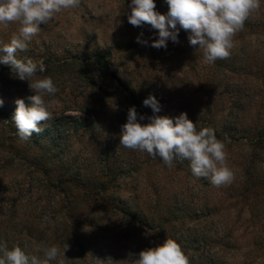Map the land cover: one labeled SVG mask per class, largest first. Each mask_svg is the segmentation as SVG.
<instances>
[{"label": "rangeland", "instance_id": "obj_1", "mask_svg": "<svg viewBox=\"0 0 264 264\" xmlns=\"http://www.w3.org/2000/svg\"><path fill=\"white\" fill-rule=\"evenodd\" d=\"M155 3L156 11L168 12L165 0ZM130 5L131 0H81L79 7L64 10L49 24L41 25L28 50L17 53L18 58H30L43 65L45 71L38 72L35 78L51 77L59 89L55 97H45L54 99L55 104L53 119L42 125L45 128L42 133L52 143L42 152L33 147L30 139L19 137L15 124V130L8 129L11 125L2 111L11 108L9 116L13 117L15 100L22 98L30 104L26 98L34 93L27 81L15 78L8 65L0 64V99L4 101L0 107V164L15 158L9 153V147L15 146L20 152H32L30 156L47 158L50 164L46 168L51 173L77 176L95 185L105 184L108 191L96 193L114 207L123 203L132 208L138 203L143 210L165 214L176 209L181 215L216 208L220 217L211 230L231 227L249 232L250 226L236 224L235 217L242 209L229 208L227 196L234 186L244 182L243 165L250 146L240 132L253 134L259 126L264 112V84L253 81L252 75L229 68V64L221 69L206 62L203 50L190 45L187 32L179 25L178 43L169 40L167 48L152 47V42L159 38L158 30L147 24L132 26L128 22ZM252 16L264 22V0ZM17 28L16 24L0 25V47L10 42ZM244 34L235 35L231 58L246 60L255 71L264 68V60L257 59L264 56V36L256 41L252 31ZM138 37L148 41L147 45L138 43ZM97 56L109 70L96 64ZM121 84L137 94L146 118L154 115L174 118L186 112L198 130L214 129L216 138L225 146L234 181L216 187L208 179L194 176L187 160L175 161L174 167L169 168L159 158L120 146L121 126L127 122L128 109L133 107ZM153 95L161 105L159 113L143 103ZM32 170L31 165L15 158L12 167L0 175V244H6L9 250L21 245L24 249L45 248V242L54 240L55 226L48 222L52 218V205L45 201L31 206L43 190L40 183L45 181L41 175H33ZM16 183L22 186L15 187ZM3 186H11L13 190L3 194ZM21 194L27 201L16 217L23 222L32 216V210H37L36 215L42 214L45 220L40 232L44 227L47 232H38L32 240L21 221L20 227L16 225L19 220L12 217L9 208L11 200ZM76 209L99 228H81L86 254L82 257L72 244L67 255L61 256L64 264L68 256L71 261L75 258L72 261L75 264H132L134 257L130 254L142 251V234L124 239L129 228L119 213L110 208L102 205L90 208L81 202ZM187 226L194 230L210 228L205 223L197 226L187 222ZM252 240V235L246 234L242 244L248 245ZM243 253L229 259L230 264H241Z\"/></svg>", "mask_w": 264, "mask_h": 264}, {"label": "clouds", "instance_id": "obj_2", "mask_svg": "<svg viewBox=\"0 0 264 264\" xmlns=\"http://www.w3.org/2000/svg\"><path fill=\"white\" fill-rule=\"evenodd\" d=\"M81 0H0V25H18L10 42L0 47V64L8 65L12 75L27 81L34 93L26 99L17 98L12 117L19 137L27 141L33 133L45 131L42 127L53 119L54 99L59 89L53 78L36 79L38 72L45 71L32 59L18 58V52L28 50L29 43L39 34L41 25H47L64 10L79 7ZM168 12L156 11L155 0H131L128 22L134 27L147 24L158 30L159 38L152 47L167 48L169 40L178 43L179 28L188 32L191 46L203 50L204 59L213 63L218 59H229L234 48V37L242 31L245 22L261 8V0H165ZM179 25V28H177ZM142 35V34H141ZM137 42L147 45L148 41L137 38ZM0 99V107L3 106ZM144 105L155 113L161 111L156 97L144 100ZM145 116L139 115L135 106L128 109L127 122L121 126L120 146L147 153L151 158H159L169 168L175 161H189L192 174L206 178L213 186L230 185L235 174L227 163L225 146L212 128L197 129L196 123L187 113L176 117L154 115L149 123H141ZM67 250V249H66ZM65 250V251H66ZM59 247H36L34 252H26L21 246L11 250L0 244V264H49L56 261L64 264ZM43 253L41 257L39 253ZM132 264H189V259L181 245L167 238L162 244L130 254Z\"/></svg>", "mask_w": 264, "mask_h": 264}, {"label": "trees", "instance_id": "obj_3", "mask_svg": "<svg viewBox=\"0 0 264 264\" xmlns=\"http://www.w3.org/2000/svg\"><path fill=\"white\" fill-rule=\"evenodd\" d=\"M244 31H252L257 38L256 41H258L259 37L264 36V22L257 20L255 16H251L245 22L243 30L237 34L243 36ZM186 35L188 36L189 33L187 32ZM230 59H232L231 56L229 59H218L212 64L221 69H226L225 65L229 64V68H233L235 71L241 70V74L244 72L243 74L252 75L253 81L256 80V82L264 84V68H259V70L255 71V69H251L250 64L246 63V60L237 61L236 59ZM257 59L264 60V56L259 55ZM95 62L99 67L109 70L108 65L100 56H97ZM118 81L121 82L120 80ZM121 86L125 88V92L130 96L133 106H135L139 115L145 116L137 94L130 87L125 86V84H121ZM8 110L11 111V108ZM8 110L2 112L8 117V122L11 125L8 129L15 130L13 126L15 123L12 117L9 116ZM262 116L259 119V126L254 129L253 134H250L249 131L240 132L242 138L247 137L246 143L250 146V153L243 165L242 179L244 182L242 185L240 183L236 187L234 186L231 195L227 196L230 203L229 208L235 210L241 206L242 209L235 217L236 224L243 223L250 226L251 230L249 232H240L236 228L233 229L231 227L225 229L219 227L211 230V227L215 225L217 217H220V212L216 208L208 207L204 212L195 211L194 213L181 215L178 214L179 212L176 209L170 210L165 214L155 212L154 210V212L143 210L139 207L138 203L135 206L133 205L132 208L123 203H118L119 206L114 207L113 204H110L109 200L96 193L108 191L105 184L100 183L95 185L92 182H84L77 176L63 175L56 172L51 173L46 168L50 164L47 158L43 156H30L33 155L32 152H20L16 150L15 146L9 147L11 151L9 153H12L15 158H19L31 165L33 168L32 174L41 175L45 180L40 183L43 189L41 195L35 198L37 201H31L32 207L34 203L39 206L45 201H48V205H52L50 206L52 218L48 222L53 223L55 226L54 240L45 242V248L55 245L60 250L63 249L64 253L73 244L80 251L81 256H85L86 240L81 233V228L85 227L94 230L99 227L94 223H90L89 217L80 214L79 210L76 209L78 203L83 202L90 208L102 205L104 208H110L115 213H119V218L129 228L124 239H131L137 233L142 234L144 243L142 250L158 246L167 238H170L176 240L181 245L189 259V264H230L229 259L242 252L245 254L243 253L244 257L240 260L242 261L241 264H264V169L262 166L264 164V112H262ZM141 122L146 124L150 120L145 116V119ZM30 141L33 147L39 149L41 152L51 145L49 143H52L50 138L43 133H33ZM48 154L52 153L48 152ZM14 159H9L4 163L3 161L1 162L0 175L12 167ZM13 185L15 187L22 186L21 183ZM31 187L33 188V185ZM32 188L30 190L34 191ZM1 190L5 194L13 190V187L3 186ZM25 199L24 195L21 194L16 199H12L9 206L12 217L19 220V223L16 224L19 227L21 220L18 218L20 216L18 213L24 207L27 201ZM31 206L30 208L32 209ZM136 208L139 212H137ZM32 211L34 212V210ZM33 212L32 216L27 217L23 222L21 221V226L24 227L31 240L37 236L40 228L45 225V220L41 216L42 214L36 215L37 210L34 214ZM17 215L18 217H16ZM187 222L194 223L197 226L205 223L210 228L207 230H194L193 227L187 226ZM42 230V233L47 232L46 227L42 228ZM245 233L249 236L252 235L253 238L248 245L242 244V240L246 235ZM35 248L24 250L26 252H34ZM66 251L65 255H67ZM39 255L42 257L43 253L41 252ZM72 261L68 256L66 264H75ZM49 264L57 263L49 262Z\"/></svg>", "mask_w": 264, "mask_h": 264}]
</instances>
